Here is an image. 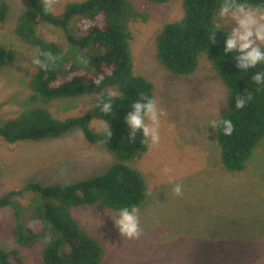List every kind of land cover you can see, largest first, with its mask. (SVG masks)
Here are the masks:
<instances>
[{
    "label": "rangeland",
    "instance_id": "obj_1",
    "mask_svg": "<svg viewBox=\"0 0 264 264\" xmlns=\"http://www.w3.org/2000/svg\"><path fill=\"white\" fill-rule=\"evenodd\" d=\"M2 1L9 11L0 24V44L17 51L19 59L13 67L0 70V123L32 108L46 109L57 119L90 113L94 97L49 103L33 99L28 82L37 50L15 35L18 17L29 8V1ZM41 1L59 15L65 4L84 0ZM131 1L138 11L148 13L146 22L130 24L134 73L152 83L157 106L166 113L160 120L159 143L147 144L146 154L132 163L149 189L137 212L141 232L134 239L119 236L110 218L114 212L96 206L78 208L73 217L101 243L102 264H264V141L244 171L231 173L221 167L215 128L226 109V88L214 78L205 56H200L196 72L188 78L168 74L155 57V38L164 25L181 17L180 1L150 9L144 0ZM38 28L71 59L72 66L83 67L78 49L67 44L63 29L46 23ZM67 29L79 37L76 17ZM89 50L95 52L93 47ZM103 125L92 120L90 128L98 132ZM113 162L110 153L89 144L79 130L38 143L8 145L0 140V197L28 183L84 180ZM165 167L170 169L167 174L162 171ZM175 183L182 185L180 196L172 192ZM23 209L19 204L0 209V247L18 251L24 264H42V245L22 248L14 241L13 214Z\"/></svg>",
    "mask_w": 264,
    "mask_h": 264
},
{
    "label": "trees",
    "instance_id": "obj_2",
    "mask_svg": "<svg viewBox=\"0 0 264 264\" xmlns=\"http://www.w3.org/2000/svg\"><path fill=\"white\" fill-rule=\"evenodd\" d=\"M28 1L29 8L18 17L15 35L37 50L36 57L40 53L52 57L46 70L35 66L28 82L33 99L49 103L94 97L96 104L107 97L109 90H114L113 111L105 115L94 104L90 113L57 119L46 109L32 108L0 123V140L8 145L38 143L79 130L89 144L102 146L110 153L114 162L100 174L72 183H28L23 189L0 197V209L23 205L24 211L13 214L14 241L22 248L42 245V264H102L101 243L81 227L73 212L94 206L111 212L124 206H136L139 210L147 201L148 185L132 163L146 154L148 143L141 142L138 132L130 144L123 118L130 111L131 102L141 95L154 98L152 83L134 73L131 51L130 24L146 22L148 13L138 11L131 0L69 2L59 15L41 0ZM144 1L148 9L180 1L181 17L164 25L155 38L156 61L173 77L188 78L196 72L200 56L209 60L214 78L227 90L226 109L215 128L219 162L228 172L244 171L264 141V86L258 87L250 79L254 71L264 70V65H257L247 73L239 72L234 57L222 50L226 30L217 33L211 43L210 13L217 0ZM249 2L260 4L261 0ZM8 11V5L2 1L0 24L6 21ZM73 17L78 19L79 37L67 29ZM41 23L63 29L67 44L78 49L83 67L72 66L60 47L39 33ZM101 50L103 54H98ZM18 59L17 51L0 44V70L13 67ZM100 77L103 80L96 85L94 82ZM249 92L252 99L244 108L235 109L234 97ZM224 119L233 123L231 135L223 133ZM92 120L107 122L111 137L105 130H92ZM27 193L32 195L31 199L26 197ZM0 264H24V261L18 251L0 247Z\"/></svg>",
    "mask_w": 264,
    "mask_h": 264
},
{
    "label": "clouds",
    "instance_id": "obj_3",
    "mask_svg": "<svg viewBox=\"0 0 264 264\" xmlns=\"http://www.w3.org/2000/svg\"><path fill=\"white\" fill-rule=\"evenodd\" d=\"M210 31L211 43L215 42L217 33L230 29L223 37V53L231 54L239 72L247 73L256 69L257 65H264V0L260 4L250 3L249 0H217L211 9ZM42 57V58H41ZM52 57L48 53H40L31 63L41 70H46L48 61ZM251 81L264 86V70H256L250 77ZM103 77L94 83L99 85ZM114 92L107 93L105 99L96 101L95 106L100 112L107 115L113 111ZM252 99V94H242L234 97V108L239 110ZM165 111L157 106L154 98L141 95L130 104V111L123 118L127 130V139L131 144L140 133L141 142L157 145L160 141L159 125ZM215 123V122H214ZM224 135H231L233 123L230 119L221 121ZM105 133L111 137L108 123L104 125ZM162 171L167 174L170 169L165 167ZM172 192L176 196L182 195V185L175 183ZM136 206H124L114 210L111 216L113 227L119 236L134 239L140 235V222Z\"/></svg>",
    "mask_w": 264,
    "mask_h": 264
}]
</instances>
